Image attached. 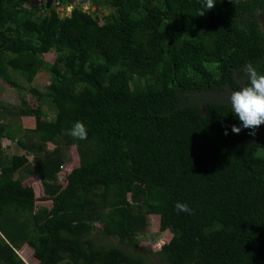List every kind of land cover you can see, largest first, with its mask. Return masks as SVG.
I'll return each instance as SVG.
<instances>
[{
  "label": "trees",
  "instance_id": "16d2710c",
  "mask_svg": "<svg viewBox=\"0 0 264 264\" xmlns=\"http://www.w3.org/2000/svg\"><path fill=\"white\" fill-rule=\"evenodd\" d=\"M90 2L113 9L0 0V82L20 98L0 101V264H28V247L34 264H148L137 246L155 219L172 236L152 250L161 264H264V125L233 133L220 95L247 83V63L264 73V0L204 16L202 0ZM41 72L50 84L26 94L16 76Z\"/></svg>",
  "mask_w": 264,
  "mask_h": 264
},
{
  "label": "rangeland",
  "instance_id": "374dc122",
  "mask_svg": "<svg viewBox=\"0 0 264 264\" xmlns=\"http://www.w3.org/2000/svg\"><path fill=\"white\" fill-rule=\"evenodd\" d=\"M41 3H43V1H41ZM53 5L61 17L71 16L72 11L77 7L82 8L84 11H86L90 14H97L98 16H100V18L103 17L104 15H108L110 12V10H108V9H104L102 7H99V6H94L90 2V0H88V2H86L85 4L80 3L79 0H69V2L67 4H63L58 0L56 2V0H55ZM41 6H43V4H41ZM105 6L106 5H103V7H105ZM102 23H103V21H102ZM16 79H18L19 82L21 83V85L25 87V89H26L25 93L26 94L30 93V88H32V87L43 89L44 87L46 88V86H48L51 82V80H50L51 77L46 72H41L40 74H38L32 85H28L24 81V79L21 78L20 76H16ZM220 95L221 96L225 95L227 97L230 96V95H227L224 93L220 94ZM27 99L29 100L31 106H33V107L38 106L36 99H33L30 96H28ZM0 101H3L6 104H11V105H19L20 104V98H19V95H18L16 89L10 87L8 84H4L1 82H0ZM44 107H45V110L48 112L47 108L49 107V105L46 104ZM9 119L12 120L13 123L16 122L13 115L9 116ZM21 123H22L23 128H25V129L35 128V122H34L33 118H27V119L23 118ZM27 138L29 141H32L34 139V137L32 135L27 136ZM50 148H52V146H50ZM8 150H9L8 154H10V155L11 154L17 155V154H24L25 153V151L17 144V142L10 143L8 145ZM72 155H73V158H72ZM67 156L71 160H74V149H68ZM35 183H37V182H27V184H29L31 186L34 185L36 187ZM36 192L39 193L38 189H36ZM158 228H159L158 219H155V221L151 220L150 227L147 229V231L144 234H142V237L140 238V241L138 242L137 247L139 249H149V250H145L141 253L137 252L136 255L140 254V255L150 257L151 263H148V264H161L159 262V260L154 256L153 251H159L161 249V247L165 243H168L172 237L171 234L165 233L161 237L162 239H158V233L160 232ZM96 238L101 243H103L105 245H116L117 244L116 240L111 239V238H107L100 232L98 234H96ZM24 251L26 252V254L24 252H22L21 255L26 257L28 264H34V261H31L30 259H28L29 255H32L31 249L28 247V248L24 249ZM27 254H29V255H27Z\"/></svg>",
  "mask_w": 264,
  "mask_h": 264
},
{
  "label": "clouds",
  "instance_id": "9594fccd",
  "mask_svg": "<svg viewBox=\"0 0 264 264\" xmlns=\"http://www.w3.org/2000/svg\"><path fill=\"white\" fill-rule=\"evenodd\" d=\"M216 2L217 0H202L199 16H204L207 11L212 10ZM243 74L247 83L239 90L232 91L229 96L232 113L238 117L242 127L233 125L231 130L233 133L239 134L242 128L251 129L249 134L255 135L256 129L264 125V73L259 72L249 62L244 66ZM227 134L225 131V135ZM69 135L76 140H86L88 131L82 121H76L70 129ZM175 208L178 213L192 214V209L185 203L177 202Z\"/></svg>",
  "mask_w": 264,
  "mask_h": 264
},
{
  "label": "water",
  "instance_id": "95a60500",
  "mask_svg": "<svg viewBox=\"0 0 264 264\" xmlns=\"http://www.w3.org/2000/svg\"><path fill=\"white\" fill-rule=\"evenodd\" d=\"M81 3L85 4L86 2H88V0H79ZM54 0H47V8H50L51 5L53 4ZM104 9H108V10H112L113 8L109 7L108 5H106L105 7H103Z\"/></svg>",
  "mask_w": 264,
  "mask_h": 264
},
{
  "label": "crops",
  "instance_id": "0c3cea01",
  "mask_svg": "<svg viewBox=\"0 0 264 264\" xmlns=\"http://www.w3.org/2000/svg\"><path fill=\"white\" fill-rule=\"evenodd\" d=\"M50 117H52V116H50Z\"/></svg>",
  "mask_w": 264,
  "mask_h": 264
}]
</instances>
